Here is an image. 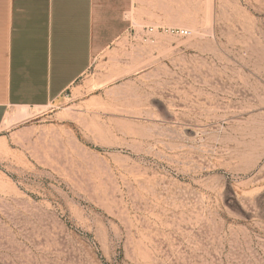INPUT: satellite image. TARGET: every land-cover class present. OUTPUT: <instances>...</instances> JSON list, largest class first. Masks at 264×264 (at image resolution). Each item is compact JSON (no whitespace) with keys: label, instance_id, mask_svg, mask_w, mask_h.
Segmentation results:
<instances>
[{"label":"rangeland","instance_id":"1","mask_svg":"<svg viewBox=\"0 0 264 264\" xmlns=\"http://www.w3.org/2000/svg\"><path fill=\"white\" fill-rule=\"evenodd\" d=\"M126 17L59 103L4 120L0 264H264V0Z\"/></svg>","mask_w":264,"mask_h":264},{"label":"crops","instance_id":"2","mask_svg":"<svg viewBox=\"0 0 264 264\" xmlns=\"http://www.w3.org/2000/svg\"><path fill=\"white\" fill-rule=\"evenodd\" d=\"M133 0H0V131L52 106L130 28ZM21 113V112H19Z\"/></svg>","mask_w":264,"mask_h":264},{"label":"built area","instance_id":"3","mask_svg":"<svg viewBox=\"0 0 264 264\" xmlns=\"http://www.w3.org/2000/svg\"><path fill=\"white\" fill-rule=\"evenodd\" d=\"M178 33H180V34H187V31L186 30H180V31H178Z\"/></svg>","mask_w":264,"mask_h":264}]
</instances>
